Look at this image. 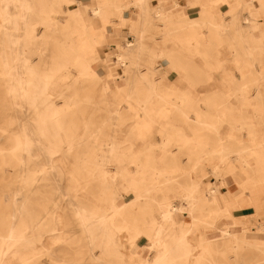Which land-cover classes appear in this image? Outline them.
<instances>
[{
    "label": "bare ground",
    "instance_id": "1",
    "mask_svg": "<svg viewBox=\"0 0 264 264\" xmlns=\"http://www.w3.org/2000/svg\"><path fill=\"white\" fill-rule=\"evenodd\" d=\"M172 1L96 0L90 8L101 22L96 25L79 0H0V81L10 111L6 125L0 123V264H38L44 255L50 264H232L247 249L264 259V222L255 232L249 224L264 217V22L250 12L247 25L240 22L249 5L264 11V0H193L188 11L199 19ZM129 8L139 10L137 19L127 18ZM112 14L130 23L134 40L113 46L130 69L113 84L124 93L117 103L108 83L112 71L95 68L109 60L98 46L114 33ZM156 19L161 41L150 44ZM181 55L192 63L178 64ZM156 59L178 72L175 82L153 67ZM190 74L209 77L207 93L222 99H192L198 88ZM97 111L108 116L98 119ZM126 123L117 142L115 133ZM197 147L201 155L182 169L178 157L193 158ZM112 163L128 167L110 171ZM231 166L245 177L238 196L221 191ZM198 168L220 185L195 181L191 172ZM49 181L65 189L62 210L74 227L59 228L65 218L57 214L58 202L45 201L35 214V197ZM152 191H174L181 203ZM185 211L190 222L178 219ZM226 215H232L230 226H219ZM239 221L245 223L236 230ZM121 233L131 249L143 236L151 244L144 254L126 252ZM58 244L77 257L59 259Z\"/></svg>",
    "mask_w": 264,
    "mask_h": 264
},
{
    "label": "rangeland",
    "instance_id": "2",
    "mask_svg": "<svg viewBox=\"0 0 264 264\" xmlns=\"http://www.w3.org/2000/svg\"><path fill=\"white\" fill-rule=\"evenodd\" d=\"M81 2V6L84 10V15L86 17L87 20H89L91 23H94L96 25L101 24V22L99 21V19H95L92 16V12L90 10L91 7H94L97 3L96 0H79ZM125 0H117V2L122 3ZM172 1V0H170ZM193 0H173L172 2H177V4L180 6H182V9L185 13L189 14L188 16H192V17H196V18H200V14L199 13H194V14H190L189 13V9L193 8L188 6L189 3H191ZM170 2V3H172ZM77 7V5H73L70 6V9H73ZM179 7H177L178 9ZM248 10H244L240 13V22L243 25H247V21H245V14L250 13H255L258 17V20L263 23L264 22V11L257 9L256 7H254V5H249ZM180 9V8H179ZM176 10L174 8L171 9V11ZM138 13L139 10L136 8H129L126 10V16L127 18H129L130 20H135L138 18ZM228 16V14L226 15ZM111 24H112V28H113V34L111 36H108L107 39H104L102 41H100V44L98 46V50L100 52H105V54H108V62H104L103 60H100L99 62H97L95 64V68L99 69V71L101 72V74H106L109 73V71H112V79L110 78V80H108V83L111 85L112 89H111V94L112 96L115 98V102H120V98L122 95H124L123 92L118 91L113 84H121V81L124 79L122 78L125 74L126 70H130L128 68V60H124L122 58H119L118 55L113 51V46H117V45H123L124 47L127 44H131L134 42L133 40V30L131 29V25L130 23L127 21L125 23L121 22L120 17L117 14H112L111 18H110ZM153 23L155 24L154 27L153 25L151 26L152 30L150 33V44L151 43H156L158 44V42L160 43V39H161V21H159L158 19L153 20ZM182 30L178 31V33H181ZM208 36V35H207ZM166 45L170 46L171 42H167L165 43ZM81 47L82 45L79 44ZM153 45V44H152ZM161 46V45H160ZM263 55H264V49H263ZM110 61V62H109ZM177 63L181 64V65H186V64H191L192 62L186 61L184 60V58L181 56H178L177 59ZM153 67H156V70L158 71V73H162V72H167L168 76L167 79L169 82H175L177 80V78L179 77L178 72H176L175 70L171 69V66L168 64L167 61L165 60H160V59H156L153 63ZM145 67H143L141 70H144ZM190 76L192 78H195V82H193L196 85V88H198L197 92L194 94V97L192 96V99L196 100V101H202V100H215V99H222L220 97H216L214 96L211 92L207 93V91H209L212 87H213V83H209L211 80H209V77L205 76V75H201L199 76H193V74H190ZM220 76V75H219ZM218 75L215 76V78H219ZM117 78V79H116ZM117 80V81H116ZM177 96H179V94L176 95H171L170 98L176 99L174 101H179L180 99L177 98ZM214 96V97H213ZM7 93L6 90L3 87V83L2 81H0V123L2 122V125L5 126V122L9 117L10 111L8 109V101H7ZM118 98V99H117ZM260 100L264 102V93L262 94V96L260 97ZM202 106L204 108H206L203 104ZM121 116L123 118H130V111L128 109L125 108H121ZM214 112V111H213ZM85 113H89V109H86ZM163 116L166 117H170L167 114L165 115V113L162 114ZM98 119H103L106 118L108 116L107 112L105 113L104 111H97L96 115ZM263 116H264V111H263ZM264 118V117H263ZM261 127L264 129V123L261 122ZM128 126V123L123 124L122 126H120L121 131L116 132V141L117 142H121L124 140V137L126 136V128ZM105 127H109V125H105ZM160 140L159 137H154L153 141L156 145L155 147H160V143H158V141ZM105 150L107 149L106 147H103ZM170 149H175V147H171ZM201 155V148L197 147L193 153V158L192 157H188L186 155H180L178 157V164L182 167V169H186V170H190L191 166L193 164V161L195 160L196 157H199ZM170 158L167 159L165 161V164L168 165L170 164ZM128 167V165L126 163L119 165L117 163H112L111 167H109L110 171H112L111 169H115L117 171H123L124 169H126ZM231 171V174L229 176H227V185L225 186H221V191L223 192H228L230 191L233 195H240L243 192V183L245 182V177L244 175L240 172V170L234 169L233 166ZM201 170L198 168L197 170L191 172V176L194 177L195 181H200V182H212L215 185H220V182L216 181V179L214 177H212L209 173L208 174H203L200 172ZM40 174V173H39ZM203 175H205L203 177ZM188 181L187 177H181L179 178V182H185ZM48 183L49 186L47 188H43L41 189V191L43 192V194L37 195L35 197L34 200V212L35 214H41L42 213V208L43 205L45 203V201L47 202V204H50L49 206H52V204L54 205L56 202H58L61 206V209H59L57 211V214L63 215L64 216V220L62 222V224L59 226L60 229H63V227L65 225L74 227V222L72 220V217L70 215V213L63 211L62 208L66 207V198L67 197H61V193L65 191V189L62 190H57L55 189V184L53 181H49ZM67 184V179L63 178L61 181V185L65 186ZM60 193H59V192ZM11 191H4V193H10ZM92 192H98V189H93ZM165 193V192H164ZM163 192H151V196H155L157 199H161L165 196ZM168 197L172 198L173 200H176L177 203H181V200L176 198V194L174 191H170L169 193H165ZM126 198H129L128 196H124L123 198H120L118 200V204H123L126 201ZM184 205H187L184 202ZM150 208V206L148 207ZM152 209L155 210L156 209V205H152ZM252 213V211H250ZM242 212L239 213H235V215H240ZM179 220H183L185 222H190L191 218L188 215L187 211L184 212L183 216L181 218H178ZM233 218L232 215H226L222 218V220L218 223L219 226H222L223 224L225 225H229L231 224ZM264 222V217H256L255 222L254 221H249V224H255L254 226L250 227V230L255 232L256 230V226H258L259 224ZM244 221H239V225L235 228L236 230H238L242 224H244ZM207 234L209 236H215L217 234H215L214 232H207ZM120 240L126 245V252H131L134 251L135 253H139V254H144V249L146 246L150 245V241L148 240V238L146 237H140L135 243V245L133 246V248L131 249V247L129 246V244L127 243V234L126 233H121L119 235ZM46 244L50 243V240L48 237H46ZM129 242V241H128ZM144 248V249H143ZM56 256L59 259H66L67 261H73V259H75L77 257V253H75L73 250H71L69 248V246L67 244H58L56 246ZM239 259L238 260H234L232 264H264V259L262 258V253L258 250H254V249H247L244 251L239 252ZM85 259V258H84ZM83 259V260H84ZM51 259L48 256H41L39 259V263H45V264H50Z\"/></svg>",
    "mask_w": 264,
    "mask_h": 264
}]
</instances>
